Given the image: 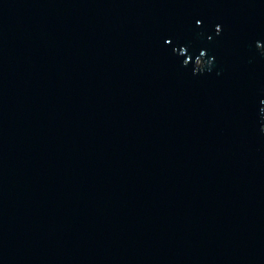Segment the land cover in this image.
<instances>
[{
	"label": "water",
	"instance_id": "95a60500",
	"mask_svg": "<svg viewBox=\"0 0 264 264\" xmlns=\"http://www.w3.org/2000/svg\"><path fill=\"white\" fill-rule=\"evenodd\" d=\"M0 264H264V0H0Z\"/></svg>",
	"mask_w": 264,
	"mask_h": 264
}]
</instances>
